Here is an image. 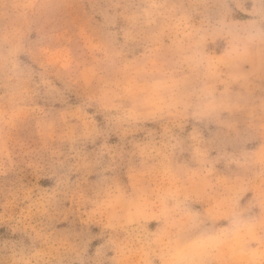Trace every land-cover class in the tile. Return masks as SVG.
Listing matches in <instances>:
<instances>
[{"label": "clouds", "instance_id": "1", "mask_svg": "<svg viewBox=\"0 0 264 264\" xmlns=\"http://www.w3.org/2000/svg\"><path fill=\"white\" fill-rule=\"evenodd\" d=\"M0 264H264V0H0Z\"/></svg>", "mask_w": 264, "mask_h": 264}]
</instances>
